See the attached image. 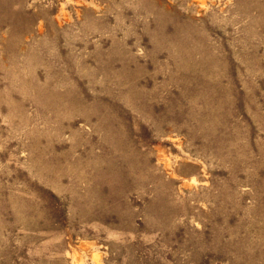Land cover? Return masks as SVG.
<instances>
[{
  "label": "rangeland",
  "instance_id": "obj_1",
  "mask_svg": "<svg viewBox=\"0 0 264 264\" xmlns=\"http://www.w3.org/2000/svg\"><path fill=\"white\" fill-rule=\"evenodd\" d=\"M0 264H264V0H0Z\"/></svg>",
  "mask_w": 264,
  "mask_h": 264
}]
</instances>
